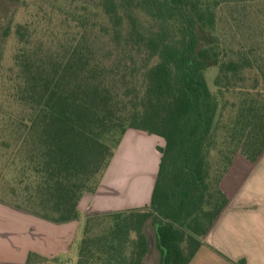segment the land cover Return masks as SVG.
I'll use <instances>...</instances> for the list:
<instances>
[{"label": "trees", "instance_id": "obj_1", "mask_svg": "<svg viewBox=\"0 0 264 264\" xmlns=\"http://www.w3.org/2000/svg\"><path fill=\"white\" fill-rule=\"evenodd\" d=\"M263 12L264 0H0L1 201L77 221L127 131L157 136L149 205L87 216L75 264H146L155 249L159 264H191L264 154ZM37 262L63 264L30 252Z\"/></svg>", "mask_w": 264, "mask_h": 264}, {"label": "crops", "instance_id": "obj_2", "mask_svg": "<svg viewBox=\"0 0 264 264\" xmlns=\"http://www.w3.org/2000/svg\"><path fill=\"white\" fill-rule=\"evenodd\" d=\"M139 140L153 142L157 152L159 147L165 145L160 137L128 130L96 194H86L82 198L79 204L80 218L67 224L50 223L53 225L51 230L62 235L59 239V246L55 248L53 245L58 244L53 242L52 245L49 242L50 244H46L44 251L36 252L46 258L66 254L77 234L84 228L87 216L139 209L149 205L160 162L159 152L157 154L155 151L158 162L156 173L150 181L147 178L141 181L138 178L135 179L138 174H130V179L128 176L124 178L123 175L116 174L117 161H119L124 145ZM134 179V184H130V181ZM12 213L11 208L0 204V228L1 215H12ZM202 243L201 249L191 264L201 255L200 253L212 257L217 255L229 264H239L241 261H245L246 264H264V154L234 194L213 229L202 239ZM27 252L29 251L20 254L19 261L9 264H25V259L27 260L29 254Z\"/></svg>", "mask_w": 264, "mask_h": 264}, {"label": "rangeland", "instance_id": "obj_3", "mask_svg": "<svg viewBox=\"0 0 264 264\" xmlns=\"http://www.w3.org/2000/svg\"><path fill=\"white\" fill-rule=\"evenodd\" d=\"M27 18V11L24 8H21L16 13L15 21L16 23H22ZM259 28L261 31H264V21L262 24H260ZM262 38L264 39V37ZM13 45L14 42L11 41L6 47V62H8L9 54L11 53L10 51ZM215 74V68L209 70L208 77L210 81L213 80ZM124 146L125 147L119 156V161H117L118 168L116 169V174H120L121 176L123 175L124 178L127 176L129 177L130 174H138L137 177H133H135V179L138 178L140 181L145 178L149 179L150 181V179L156 173V166L158 162V156L156 155L157 151L154 148V143L150 141L139 140L137 142L135 141L133 143H127ZM135 179L134 181L132 180V182L130 181V184L133 185ZM0 191L2 192L0 195V204L6 206L7 208H11L13 211L12 215H1L0 264H9L13 261H19L21 258L20 254L26 251H29L27 253L34 252L42 257H45L36 251H44L46 244L52 243L53 245V242L58 244L53 245L55 248L59 246V239L62 238V235L51 230L53 225H50V223L34 216L29 212L18 210L11 204L1 201H8L9 197L4 195L6 192L5 187L0 188ZM82 237L83 229L79 232V234H77L73 245L66 254H58L51 258H61L63 264H75L77 261L78 248ZM48 247L50 248V245ZM200 254L201 255H199L192 264H229L223 259L217 257V255L212 257L210 255L205 256V254ZM159 258V252L155 249L152 256L147 259L146 264H159ZM36 264H45V262H37Z\"/></svg>", "mask_w": 264, "mask_h": 264}]
</instances>
